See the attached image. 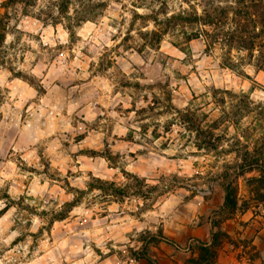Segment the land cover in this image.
<instances>
[{"label": "clouds", "instance_id": "9594fccd", "mask_svg": "<svg viewBox=\"0 0 264 264\" xmlns=\"http://www.w3.org/2000/svg\"><path fill=\"white\" fill-rule=\"evenodd\" d=\"M50 2L51 0H36V7L29 9L32 15L28 17L21 14L23 6L17 5V15L20 19V24L17 27L24 35L17 46V50L9 56V59L13 55L16 57L14 67L17 71L25 72L41 80L48 88V95L41 98L33 87L19 78L13 79L9 83V78L13 74L6 70H0L3 71V76L0 77V86L11 89L8 103L0 109V112H3L5 127L21 129L20 136L22 137L19 144L13 141L11 146L12 157L5 165L0 166L2 168L0 170V191H7L11 198L10 201L0 199V212L9 207L11 201H19L21 197H24V203L34 208L37 213L48 212L50 215L49 217H42L39 214H31L12 206L3 216H0V264H135V261H121L118 258L102 261L101 256L97 255L92 245L95 244L96 248H99L104 255L115 249L118 252H124L127 256V248H136L137 246L132 239H129L130 236L135 239L146 228L155 232L160 226L165 229H170L174 225L178 228L182 227V211L193 213V219H198L199 205L197 202L203 203V197L195 194L197 190L194 184L198 181L194 177L204 175L209 166L216 163V159L213 155L200 152L195 143L184 148V144L188 141L182 140L181 134L185 137L191 136L194 140L196 133L186 131L185 126L181 124V118L177 111L173 110L170 115H161L156 120V123L160 125V133H164V126L169 122L175 121V123L171 125L170 133L165 134L162 139L154 141L155 146L159 147L163 142L172 141L171 150L165 152L164 155L176 156L184 148L182 154L188 159L178 162L161 159L160 163H156L140 157L139 163L147 165L146 170L143 171L129 159L126 171L144 178L146 184L156 190L153 198L150 200L134 198L126 201L123 205L96 203L90 210H86V205L93 198L101 195L100 192L94 191L84 204L72 207L68 219L54 221L49 230L51 214L53 212L60 213L66 204L74 200V195L68 194L62 183H56L46 175L36 176L24 170L25 166L37 168L41 172L44 169L38 154L39 149L33 147L32 150H28L27 144L46 147L44 158L50 161L53 174L67 177L69 170L72 173H83L78 179L68 177L73 188L86 190V182L90 179L89 171L103 180H112L116 177L120 182H125V177L120 173V169L117 168L115 172L110 171L107 161L98 160L93 165L92 161L80 157L79 161L73 162L71 156L63 150L61 143L63 133L72 131L70 123L72 114L80 105L65 104L63 94L59 88L53 86L54 82L61 79L66 73L75 79L88 80L91 76L90 66L92 64L100 65L103 58L107 56L109 60L114 61L112 67L108 68L105 77L96 76L91 79L90 84L85 85L86 89H91L85 99L90 101L93 96L99 94V98L95 102L105 109L115 108L118 105H123L124 109H129L132 107L134 96L121 95L120 91L117 90L119 88L118 82L127 80L141 85L155 83L154 80L137 78L139 75L137 68L143 66L145 60L136 51V48L145 44L141 38V33L161 32L154 20L135 19L137 15L145 18L153 16L155 12H159L160 3L148 0L152 7L147 5L134 7V5L139 4V0H93L95 3H106L108 7L103 11V15L95 21L88 20L83 23L82 27L75 29V35L79 42L70 48L72 33L68 30L69 22L67 20H63L61 17L63 23L57 24L54 28L51 22L45 27L40 20L33 18V16L39 15L41 10L46 12ZM181 4L183 9H189V5L184 4L183 0H179L178 3L172 2L169 4L172 10L167 13V16L159 15L158 20L165 21L180 13ZM76 8H79V5H76ZM76 8L70 7L68 15L75 16ZM9 11L11 13L12 10ZM197 13L203 15V9L197 7ZM53 14L59 16V9H55ZM134 20L135 27L132 28ZM15 24L16 20H13L9 27ZM129 35L133 39L128 43L134 47L131 51H125V47L128 46L125 44V38ZM36 37H39V40ZM16 39V35L8 34L5 47L14 44ZM182 40L183 37L180 38V41ZM180 41L169 33L163 37L158 51L152 47H146L144 52V55L150 53L149 64L159 59L171 57L167 61L168 67L165 72L166 76L172 79L171 90L174 95L183 97V102L175 99L172 101L180 112L187 114L188 110L196 111L197 107L200 108L201 112H197V116L206 114L209 117L202 125L204 128H207L213 121L220 119L223 113L220 108L212 103V94L207 91L213 84L216 88H224L237 94L247 95L254 102L253 106L264 104V71L257 74L254 63L242 68V71L252 78L251 80L238 77L228 70H225L221 77L216 67L220 63L218 59L212 63L207 58L200 60L197 56L193 57V62L185 67L182 62L187 59L186 53L173 46ZM85 49L92 53L91 58L84 54ZM118 53L122 55H118ZM239 55L246 56L247 53L241 52ZM233 56H236L235 52ZM20 57H23V63L19 62ZM193 68H196L197 72H192ZM77 69L81 70L79 76H76ZM177 71L188 77L187 83L183 79L177 80ZM177 85H179L178 92L176 91ZM84 90L80 89V91ZM74 91L76 90L74 89ZM145 95L149 97L147 103L143 99ZM156 95L159 96L160 93L157 91ZM152 99V93L144 92L139 102L136 103V109L147 108L152 104ZM30 101H38V103L33 102L29 105ZM26 105H29L27 106V113L30 119L26 123H22L21 113ZM65 110L68 113L67 117L63 114ZM158 111L164 112L165 109L162 107ZM228 111L230 112L231 109ZM84 112L88 121L95 120L96 115L91 104L84 109ZM108 115L118 121L114 135L120 136H124L129 131L123 125L127 121L136 119L135 111L131 112L126 120L122 119L120 114L115 111L109 112ZM9 118H11L12 123H7ZM41 121H45V123L42 124ZM145 123H151V121H145ZM132 127L137 133L140 132L138 125L133 124ZM254 128L255 123L250 116H245L240 121L239 126L231 120H227L216 132L217 136L224 135L228 140L221 145L220 151L230 149L235 140L246 143V135H253L254 138L264 135V133H254ZM152 131L153 129L150 128L149 139L152 138ZM24 138L29 139L25 140ZM99 139V136H96L95 140L90 137L80 147L95 143ZM135 139L140 140L141 136L137 134ZM3 146L4 140L0 138V149ZM122 147L128 146L122 145ZM130 150L136 152L139 149L133 147ZM71 151L75 153L77 148L73 147ZM190 153H198V155L192 156ZM18 156L19 158H17ZM231 160L232 156L223 157L219 160V165ZM76 163L81 166L77 168ZM170 164L171 166H169ZM196 164L199 167H194ZM157 168L176 174L185 183L176 184L174 187L165 190L156 179L160 175L156 171ZM42 181L43 183H41ZM105 210L109 215L106 219H101L99 214ZM93 216L96 218L93 219ZM109 220L111 223L108 222ZM178 221L180 222L179 225L176 224ZM29 224L30 227H28ZM79 225H91V227L83 231H75L74 229ZM41 229H44L43 235L39 236ZM61 230L64 232L62 233ZM34 235L37 238L34 239ZM20 237H26V240L13 246ZM110 242H114L111 244V248L107 246Z\"/></svg>", "mask_w": 264, "mask_h": 264}, {"label": "rangeland", "instance_id": "374dc122", "mask_svg": "<svg viewBox=\"0 0 264 264\" xmlns=\"http://www.w3.org/2000/svg\"><path fill=\"white\" fill-rule=\"evenodd\" d=\"M236 0H215L214 5L220 12L221 9H226L231 6H235ZM66 2V0H65ZM154 3H160L161 8L159 12H155L151 17H139L135 19H141L146 21L147 19L154 20L160 27V33L145 34L141 33V38L145 41L144 45L136 48V51L142 55L145 60V64L137 68L139 73L138 79L154 80L155 83L141 85L127 80L119 81V88L121 95L128 94L134 96L132 107L124 109L123 105H118L115 108L105 109L102 105L95 101L99 98V94L93 96L90 101L85 98L91 89H86L85 85L91 83V79L96 76L105 77L108 68L112 67L114 61L109 60L107 56L103 58L100 65L92 64L89 68L91 76L88 80H79L73 78L70 74L66 73L61 79L54 82L53 86L59 88L63 94L64 103L71 105H80L79 108L72 114L71 128L72 131L63 133L61 143L63 150L71 156L73 162L79 161L80 157H85L86 160L96 164L98 160H105L108 162V169L115 172L117 168L120 169V173L124 175L125 182H120L116 177L112 180H103L93 175L91 171L88 172L89 180L86 182V190L73 188L68 177L72 179H78L83 173H72L68 171L67 177H63L59 174H53L50 161L44 158L46 147L41 145L27 144L28 150H32L33 147L39 149V155L41 157V163L44 165L43 172L34 167L25 166L24 170L31 172L33 175H46L49 179L56 181V183H62L68 194L74 195V200L64 206V209L60 213L53 212L51 219L49 220V230L51 224L56 220L68 219V214L71 212L72 207L84 204L85 200L91 196L92 192H100L99 197L93 198L91 202L86 205V210H90L96 203L111 204L118 203L123 205L126 201L134 198H141L144 200H150L153 198L155 189L148 186L144 178H141L138 174L133 175L126 171L129 159L136 163V165L143 171L146 170L147 165L139 163V158L143 157L145 160L155 161L160 163L161 159H167L170 162H178L179 160H187L188 157L184 156L183 150L187 148L189 144L195 143L197 149L206 155H213L216 159V163L209 166L206 173L202 176L194 177L198 183L194 184L196 188V195L203 197V203L199 201L198 219H193L194 214L182 211L181 220L183 221L182 227L174 225L170 229H165L160 226L155 232L146 228L138 237L133 239L131 236L129 239L133 240L137 246L136 248H127L128 255L125 256L124 252H118L112 249L107 255L101 253L99 248H96L95 244L92 247L97 252V255L101 256V260H112L118 258L121 261L132 260L135 264H218L221 260L231 261L233 263V253L240 245L248 242L245 238V232L247 228L256 230L264 226V188L261 183L254 182V180H260L264 175V135H259L258 138H254L253 135H246V143H241L239 140H235L231 144L230 149H226L223 152L220 151V147L223 143L228 142L227 137L224 135L217 136L216 132L227 121L231 120L237 126L245 116L253 118L255 123L254 133H264V104L253 103L249 97L245 94H237L234 91H230L224 88H216L215 85H211L207 91L212 94V103L221 109L223 115L220 119L213 121L207 128L202 127L205 121L209 119L208 115L197 116V112H201V109L197 107L196 111L188 110L187 114L180 112L178 108L172 103V101L178 100L183 102L182 96H175L171 90L172 79L166 76L165 69L168 67L167 61L171 57L159 59L148 63V55H144L146 47H152L158 51L159 46L163 40V37L171 33L176 37L178 41L183 37L180 43H176L173 46L179 48L182 52H185L187 59L182 64L187 67L193 62V57H199L200 60L205 58L215 63L218 59L220 63L216 65L221 77L225 70L235 73L238 77H244L251 80L246 73L242 71V68L248 65H253L257 70V74L264 71V67L261 66L259 61V51L247 49L250 45L245 47L240 46L242 44L237 42V38L231 40L232 36L245 34L239 31L240 27L232 21L234 15L231 10L227 11V22L219 26L205 25L203 21H196V17H204V0H183L184 4L189 5V9H183L181 4V12L177 13L173 17L166 19L165 21L158 20L159 15L167 16V13L171 11L169 4L172 2H179V0H153ZM17 5H22L21 14L25 17L31 16L29 9L36 7V0H0V30L4 35L5 40L8 34L16 35V42L12 45L5 47V40L0 47V70H6L13 75L9 78V83L13 79H22L29 86L33 87L42 98L48 95V88L45 87L43 82L34 76H31L25 72L17 71L14 67L16 57L13 55L11 59L9 56L17 50V46L20 43L22 36L24 35L18 29L20 19L17 15ZM79 5V8H76ZM152 7V4L148 0H139L138 5ZM61 9V0H51L48 10L45 12L41 10L39 15L33 16V18L40 20L45 27L51 22L55 28L57 24L63 23V20H67L68 30L72 33L71 47H74L79 39L75 35V29L82 27L83 23L88 20L95 21L99 16L103 15V11L108 7L106 3H95L93 0H67L65 5L63 4ZM76 8L75 16H69V8ZM197 7L203 9V15L197 13ZM213 10L211 6H206V9ZM59 9V16L54 15V10ZM9 10H12L11 13ZM230 13V14H229ZM63 17V20L61 19ZM16 20V24L9 27L11 22ZM5 26V27H4ZM135 27V20L132 28ZM131 31V29H130ZM30 35V34H29ZM39 40V37H36ZM133 38L129 35L125 38V51H131L134 45L129 44L128 41ZM255 39V38H254ZM233 41V42H231ZM258 43V40H255ZM183 45V46H181ZM63 50L61 46V51ZM22 51V50H21ZM236 56H233V53ZM245 52L246 56H240L239 53ZM84 54L91 58L92 53H89L87 49L84 50ZM118 55H122L118 53ZM73 55V59H74ZM238 61V62H237ZM20 63H23V57H20ZM134 67H136L134 65ZM95 69V71H93ZM192 72H197L196 68L192 69ZM81 75V70H76V76ZM198 75V74H197ZM3 76V71H0V77ZM177 80L183 79L187 83L188 77L176 72ZM163 77V78H161ZM111 79V77H108ZM199 78V75H198ZM74 89L76 91H74ZM80 89H85L80 91ZM160 95L157 96L156 92ZM176 91H179V85L176 87ZM191 91V89H190ZM11 89L3 88L0 86V109L8 103V96ZM144 92H150L153 95L152 104L147 108L136 109V103L139 102L141 95ZM193 97L195 93L193 92ZM145 103H147L149 97L143 96ZM33 102L30 101L29 105ZM92 105L96 118L93 121L86 119V113L84 109ZM21 113V122L26 123L30 117L27 113V106ZM164 108L165 111H158L160 108ZM228 109H231L229 112ZM175 110L180 115L181 124L185 126L188 133H196L195 139L191 136L185 137L181 134L182 140L188 142L184 144V148L177 153L176 156H165L164 153L170 151L173 142H163L159 147H156L154 141L162 139L165 134L171 132V125L175 121L169 122L164 126V133L159 132L160 125L156 123V120L161 115L171 114ZM115 111L120 114L122 119H125L131 112H136V119L127 121L123 127H127L129 131L124 135H114L115 126L118 121L114 120L108 115L109 112ZM103 113V114H101ZM66 117L67 111L63 113ZM145 121H151V123H145ZM5 118L3 112H0V138L4 140V146L0 149V166L5 165L12 157V144L15 141L20 143L21 129L13 127L8 129L5 127ZM7 123H12L11 118L7 120ZM45 123V121H41ZM136 124L140 128V132L137 133L132 127ZM152 128V138H148L149 129ZM227 131V129H225ZM95 134V135H93ZM139 134L140 140H136L135 136ZM99 136L100 139L95 143L85 144L84 147H80L84 141L89 140L92 137ZM25 140L29 138H24ZM127 145L128 147H122ZM77 148V151L73 153L71 149ZM137 147L139 150L132 152L130 149ZM234 154V155H233ZM192 156L198 155V153H190ZM226 156H232L231 161H226L223 165H219V160ZM19 158V156L17 157ZM219 165V166H218ZM81 165L76 163V167ZM171 166V164L169 165ZM194 167H199L198 164ZM2 170V168H0ZM156 171L160 173L156 179L158 183L164 187L165 190L174 187L176 184L185 183V181L178 177L174 173H169L164 169L157 168ZM43 183V181L41 182ZM228 191H232L234 198L237 201V209L235 211L227 210L225 207V197ZM0 199L10 201L7 191H0ZM25 198L21 197L19 201H11L9 207L5 208L3 212H0V216H3L10 207L16 206L21 211H27L31 214H39L42 217H49L48 212L37 213L34 208L24 203ZM101 219L108 217V212L105 210L99 214ZM96 217L93 216V219ZM115 218V217H113ZM111 223V221H108ZM143 223V221H142ZM179 221L176 222L179 225ZM31 225L29 224L28 227ZM91 225H79L74 230L83 231L90 228ZM44 229H41L39 236L43 235ZM62 233L64 230H61ZM254 232V231H253ZM252 233V232H251ZM37 238L34 235V239ZM26 237H20L15 244L24 242ZM110 242L107 246L111 248ZM83 258V257H80ZM233 260V261H232Z\"/></svg>", "mask_w": 264, "mask_h": 264}, {"label": "trees", "instance_id": "16d2710c", "mask_svg": "<svg viewBox=\"0 0 264 264\" xmlns=\"http://www.w3.org/2000/svg\"><path fill=\"white\" fill-rule=\"evenodd\" d=\"M13 1V0H10ZM204 17H196V21H203L205 25L209 26H219L227 22V11L231 10L235 16L232 21L239 25V31L243 32L245 36L242 35L232 36L231 40L237 38V42L242 44L240 46L245 47V45H250L247 49L259 51V61L262 67H264V0H236L235 6L228 7L226 9H221L220 12L218 8L215 7V0H204ZM67 3V0H61V9ZM206 6H211L213 10L209 8L206 9ZM230 14V13H229ZM5 27V26H4ZM255 38V39H254ZM258 40V43H255V40ZM5 37L0 30V47L4 43ZM233 42V41H231ZM264 173V171H263ZM260 182L264 188V175L259 180H254V182ZM237 201L234 198L233 192L228 191L225 197V207L227 210L235 211L237 209Z\"/></svg>", "mask_w": 264, "mask_h": 264}, {"label": "crops", "instance_id": "0c3cea01", "mask_svg": "<svg viewBox=\"0 0 264 264\" xmlns=\"http://www.w3.org/2000/svg\"><path fill=\"white\" fill-rule=\"evenodd\" d=\"M245 236L247 243L240 245L235 252L230 250L233 263L221 260L218 264H264V226L256 230L247 228Z\"/></svg>", "mask_w": 264, "mask_h": 264}]
</instances>
